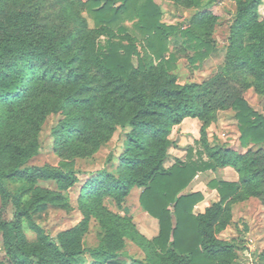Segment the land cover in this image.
Segmentation results:
<instances>
[{"label":"trees","instance_id":"1","mask_svg":"<svg viewBox=\"0 0 264 264\" xmlns=\"http://www.w3.org/2000/svg\"><path fill=\"white\" fill-rule=\"evenodd\" d=\"M71 1L79 6L77 24L65 28L61 20L55 24L41 15L48 6L47 0H0V135L8 131L11 134L10 142L0 146V196L13 208L12 219L2 222L0 230L6 236L9 258L13 264H79L80 251L67 249L65 241L59 239L62 234L53 238L33 219L34 214L50 208L54 200L35 188L39 181L68 186L77 181L70 163L58 167L24 165L34 152L32 143L25 138L26 129L39 111H43L40 108L47 106L70 108L67 125L79 133L87 126L83 125V119L88 118V123L95 119L94 138L105 130L111 134L118 126L131 128L126 134L128 144L120 156L128 171L115 177L101 170L85 185L84 192L91 195L114 191L125 196L134 186L143 188L140 203L160 225L159 234L151 242L156 255L168 257L167 264H220L219 258L237 246L218 240L214 226L224 203L238 193L239 184L221 179L212 181L210 186L218 188L221 200L204 213L194 214V207L203 200V194L186 190L197 172L216 170L217 166L204 161L203 153L199 152L197 161L165 167L173 158L169 149L174 144L166 136L172 125L180 124L186 117L203 114L202 109L194 106L195 96L200 94L199 86L177 85L176 77L169 72L173 63L169 67L158 64L169 50L171 37L186 38L195 51L192 60L213 48L210 37L196 33L192 27L182 29L179 25L163 23L161 8L153 0ZM262 1L238 0L230 27L227 68H247L264 85V22L260 21L259 12ZM216 2L211 0L207 5ZM10 7L15 16L12 24L8 19ZM84 11L94 21L93 31L82 16ZM134 18V28L151 38L147 53H140L132 40L123 44L108 36L104 41L98 38L109 31L130 36L124 22ZM91 43L96 45L92 48L96 71L91 70L85 60V55L91 54ZM174 58L171 54L169 60L173 62ZM89 76L99 83V90L90 86ZM80 82L91 91L86 98L72 91ZM36 83H46L50 92L39 96ZM201 87L207 93L206 86ZM51 96L55 100L50 103ZM39 97L42 101L35 106ZM232 106L238 120L241 146L264 145V114L255 111L243 97L235 98ZM72 121L79 124L69 125ZM150 136L160 145L156 155L146 154ZM218 153L220 151L215 150L209 156L213 158ZM3 156L23 165L5 167ZM222 156L223 165L227 151ZM17 182L31 186L32 199L27 198L29 191L13 188ZM25 224L39 236L45 248L26 245ZM88 252L104 256V262L98 260L96 264H124L113 261L115 253L107 249ZM133 264L148 263L133 259Z\"/></svg>","mask_w":264,"mask_h":264},{"label":"rangeland","instance_id":"2","mask_svg":"<svg viewBox=\"0 0 264 264\" xmlns=\"http://www.w3.org/2000/svg\"><path fill=\"white\" fill-rule=\"evenodd\" d=\"M153 1L161 8L163 23L179 25L182 29L192 27L196 33L210 37L213 46L207 54L197 55L192 60L195 51L189 47L186 38L171 37L169 50L158 63L164 67L174 64L169 72L176 77L177 85L183 87L193 83L199 86L197 91L200 94H196L194 106L203 111L202 115L186 117L180 124L171 126L166 139L174 143L169 149L173 158L165 163V167H172L178 162L197 161L199 152L203 153L204 161L217 166L216 170L197 172L186 190L203 194V200L194 207L195 215L205 212L214 202L221 200L218 188L210 186L212 181L221 179L239 184L238 193L224 203L222 214L214 226V234L218 240L237 246L229 254L220 257L219 263L264 264V145L241 146L238 120L232 106L235 98L243 97L255 111L264 114V85L247 68H227L230 27L238 0H217L212 6L207 5L211 0ZM46 3L48 6L41 15L47 16V21L53 20L56 24L61 20L65 28H72L77 24L79 6L77 7L76 2L47 0ZM9 9L8 19L12 24L15 16L13 7ZM259 12L260 21L264 22V0ZM82 16L93 31L95 25L91 16L86 11ZM135 20L124 22L130 29V36L109 31L107 35L98 38L104 41L108 36L123 44L132 40L140 53H147L151 38L134 28ZM93 47L96 48V45L91 43V54L85 55V60L90 69L96 71L97 61L92 53ZM171 54L175 55L173 62L169 60ZM134 62L136 65V58ZM89 80L90 86H96L95 89L99 90L100 85L94 81V77L89 76ZM35 85L39 96L44 93L47 95L51 90L45 87L46 83ZM83 85L80 82L72 91L79 92L80 97L86 98L91 91L86 90ZM201 86H206L207 93ZM52 97L50 103L55 100ZM37 101L35 106L42 101L41 97ZM40 109L43 111H39L35 121L28 125L25 132V138L32 143L34 152L24 165L48 164L58 167L62 163H70L76 171L77 181L71 186L39 181L35 188L54 200L46 211L34 214V221L53 238L62 234L59 239L65 241L67 249L80 251L79 264H96L98 260L104 262V256L97 257L88 252L97 248L115 253L113 261L124 264H133V259L148 264H167L168 257L156 255L151 245L153 238L159 234L160 225L140 203L143 188L134 186L125 196L114 191L91 195L84 192L85 185L101 170L105 169L115 177L128 171L122 165L120 156L128 144L126 134L131 128L118 126L111 134L105 130L98 132L101 135L94 138L95 119L89 123L88 118L83 119V125L87 126L79 133L67 125L70 122L67 120L70 108L42 106ZM45 109L51 110L47 112ZM98 121L99 117L97 123ZM77 124L79 122L72 121L69 125ZM10 136L9 131L0 135V146L10 142ZM147 140L146 154L156 155L160 146L158 140L152 136L147 137ZM215 150L220 153L211 158L209 155ZM224 151H227L228 156L222 165ZM4 158L5 167L15 164L10 157ZM15 165L21 167L23 164L18 162ZM13 188L29 191L27 198L32 199L34 190H30L29 184L17 182ZM12 216V206L0 196V224L11 220ZM23 234L28 247L45 248L42 240L27 224L23 228ZM249 253L254 254L252 261L246 259ZM0 264H13L6 251V236L1 230Z\"/></svg>","mask_w":264,"mask_h":264},{"label":"built area","instance_id":"3","mask_svg":"<svg viewBox=\"0 0 264 264\" xmlns=\"http://www.w3.org/2000/svg\"><path fill=\"white\" fill-rule=\"evenodd\" d=\"M253 256H254L253 253H249L246 255V259L252 261Z\"/></svg>","mask_w":264,"mask_h":264},{"label":"crops","instance_id":"4","mask_svg":"<svg viewBox=\"0 0 264 264\" xmlns=\"http://www.w3.org/2000/svg\"><path fill=\"white\" fill-rule=\"evenodd\" d=\"M202 213H204V212L202 211Z\"/></svg>","mask_w":264,"mask_h":264}]
</instances>
